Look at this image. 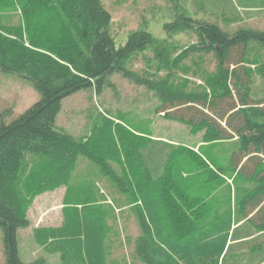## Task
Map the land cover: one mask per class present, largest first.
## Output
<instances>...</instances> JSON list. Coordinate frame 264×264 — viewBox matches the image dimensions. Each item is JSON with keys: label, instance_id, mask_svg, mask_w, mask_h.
Returning <instances> with one entry per match:
<instances>
[{"label": "trees", "instance_id": "obj_1", "mask_svg": "<svg viewBox=\"0 0 264 264\" xmlns=\"http://www.w3.org/2000/svg\"><path fill=\"white\" fill-rule=\"evenodd\" d=\"M11 8L19 12L22 23L0 25V71L30 80L41 99L0 125L5 264H26L19 255L17 232L28 225L32 199L68 184L79 156L130 193L139 230L134 251L143 264H224L232 246L246 248L257 238L261 242L250 252L259 250L254 263L264 264V62L255 72L247 65L251 43L264 46V31L239 28L228 33L184 15L165 24L169 37L191 32L196 42L170 43L137 29L116 49L109 31L111 15L101 0H0V11ZM148 51L157 73L164 76L148 78L126 67L135 54ZM192 55L212 56L217 63L213 76L199 89L175 81L173 69ZM113 72L154 91L162 117L201 133L202 142H238L232 170L236 176L243 172L252 186L241 188L243 199L234 213L203 220L208 207L195 187L206 172H195L191 163L176 160L191 150L139 138L102 113L85 140L55 129L65 97L91 86L99 91ZM27 156H40L45 162L27 177L24 198L17 184ZM197 160L206 166L202 158ZM113 165L121 166L124 176ZM96 206L92 195L80 204H65L61 226L33 230L36 245L58 254L60 264H109V226L95 212ZM247 223L255 229L241 230Z\"/></svg>", "mask_w": 264, "mask_h": 264}, {"label": "rangeland", "instance_id": "obj_2", "mask_svg": "<svg viewBox=\"0 0 264 264\" xmlns=\"http://www.w3.org/2000/svg\"><path fill=\"white\" fill-rule=\"evenodd\" d=\"M101 3L111 15L109 31L116 49L123 47L130 31L137 29L149 31L156 39L167 38L170 43H194L197 38L193 33L169 37L165 27L172 19L184 15L200 23L214 24L228 33L239 28L264 31V0H101ZM21 23V16L16 9L0 11V25L15 26ZM153 60L151 51L135 54L126 67L148 78L164 76V72L157 73ZM263 62L264 46L251 43L247 65L255 72ZM216 64L212 56L192 55L173 69L175 81L184 83L188 89L202 88L205 79L215 73ZM40 99V93L30 80L0 71V125L9 124ZM160 104L154 91L121 73L113 72L106 77L99 91L91 86L65 97L56 116L55 129L77 140H85L102 113L139 138L159 139L191 150L190 155L180 152L183 154L176 160L183 165L191 163L195 172H199V168L206 172L207 177L199 179L195 187L197 194L202 195L205 207H208L203 220L208 221L225 211L234 213L235 204L243 199L241 188L252 186L243 172L236 176L232 170L231 157L238 142L233 139L204 143L201 133H193L185 124L164 119L162 113L158 112ZM196 156L202 158L206 166L200 164ZM44 162L45 159L40 156H27L17 184L24 198L28 196L27 177ZM113 168L124 176L121 166L113 165ZM86 195L95 197L98 201L95 212L108 223L109 264H143L134 251L139 230L131 210L130 193L121 191L109 176L84 156L77 158L68 184L32 199L27 214L28 225L17 232L19 255L24 263L60 264L58 254L36 245L33 229L36 226L61 224L62 207L65 204H80ZM253 228L251 223H247L241 230ZM260 240L257 238L249 242L246 248L232 246L224 264H255L254 260L260 253L257 254L259 250L251 253L250 247L258 245ZM0 264H5L1 229Z\"/></svg>", "mask_w": 264, "mask_h": 264}, {"label": "crops", "instance_id": "obj_3", "mask_svg": "<svg viewBox=\"0 0 264 264\" xmlns=\"http://www.w3.org/2000/svg\"><path fill=\"white\" fill-rule=\"evenodd\" d=\"M63 224V221H62V223L61 224H59V225H55V226H36L35 228H37V227H58V226H61ZM34 228V229H35ZM33 229V230H34ZM41 249H43L42 247H40ZM44 250V249H43Z\"/></svg>", "mask_w": 264, "mask_h": 264}]
</instances>
